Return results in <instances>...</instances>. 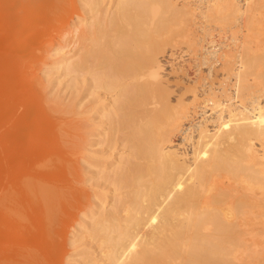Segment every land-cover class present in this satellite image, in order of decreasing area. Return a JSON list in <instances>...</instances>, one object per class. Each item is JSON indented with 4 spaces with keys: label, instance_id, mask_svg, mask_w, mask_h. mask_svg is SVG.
Wrapping results in <instances>:
<instances>
[{
    "label": "bare ground",
    "instance_id": "obj_1",
    "mask_svg": "<svg viewBox=\"0 0 264 264\" xmlns=\"http://www.w3.org/2000/svg\"><path fill=\"white\" fill-rule=\"evenodd\" d=\"M82 1L90 22L71 26L81 50L60 53L57 63L66 73L88 71L97 87L119 89L111 108L102 107L111 121L102 138L122 132L130 154L111 162L108 171L126 194L114 196L109 209L96 205L89 228L78 233L97 239L99 251L80 252L74 264L241 263L255 244L242 236L244 227L249 221L264 227V213L255 209L264 202V50L221 52L204 69L228 86L202 90L207 95L201 100L190 79V98L172 96L174 101L169 87L177 80H163L171 71L164 72L163 53L199 43L191 29L193 20L202 24L195 15L218 25L233 19L237 32L249 28L253 0H193L205 3L200 13H193L200 5L188 1L113 0L109 13L103 0ZM208 45L203 66L217 54V44ZM27 178L19 189H2L0 213L21 225L37 201L48 224L56 194ZM230 183L241 192H231ZM27 255L38 256L29 249Z\"/></svg>",
    "mask_w": 264,
    "mask_h": 264
},
{
    "label": "rangeland",
    "instance_id": "obj_2",
    "mask_svg": "<svg viewBox=\"0 0 264 264\" xmlns=\"http://www.w3.org/2000/svg\"><path fill=\"white\" fill-rule=\"evenodd\" d=\"M112 1L103 0L107 13L113 10ZM177 1L200 5L193 13L205 9V3ZM88 11L82 0H0V194L3 188L5 192L19 189L24 175L28 184H45L56 194L47 225L35 200L21 225L0 213V264H74L80 252L96 255L100 249L97 239L78 233L89 228V215L97 211L96 205L103 203L109 209L114 196L126 194L127 187L113 184L108 171L111 162L116 164L118 157L130 154V147L122 132H114L109 140L102 138L111 122L102 116V107L107 104L105 108H111L108 103L119 89L97 87L88 71L66 73L57 63L62 52H80L81 42L71 26L78 20L88 24ZM252 14L249 28L239 32L232 27L233 19L218 25L195 15V20L202 22L191 21L193 37L199 43L192 48L178 44L163 53L164 72L174 71L166 73L163 80H177L169 87L174 93L170 92V98H190L186 86L191 81L201 100L208 88L219 87L221 82L228 86V81H220L204 69L210 60L218 61L221 52L264 50V0H253ZM212 42L217 44L216 58H207L203 66L204 47ZM178 82L187 85L183 88ZM175 85L183 88L185 95L180 88L176 92ZM232 186L235 195L241 192ZM18 197L23 199L22 194ZM262 205L255 208L260 213H264V202ZM244 228L242 236L255 240L254 252L239 264H264V227L249 221ZM27 249L38 256H26Z\"/></svg>",
    "mask_w": 264,
    "mask_h": 264
}]
</instances>
